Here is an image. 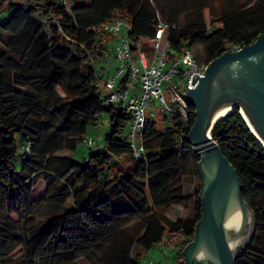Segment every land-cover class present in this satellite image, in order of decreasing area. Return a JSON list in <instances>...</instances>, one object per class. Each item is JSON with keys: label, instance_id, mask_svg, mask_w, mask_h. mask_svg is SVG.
Segmentation results:
<instances>
[{"label": "trees", "instance_id": "16d2710c", "mask_svg": "<svg viewBox=\"0 0 264 264\" xmlns=\"http://www.w3.org/2000/svg\"><path fill=\"white\" fill-rule=\"evenodd\" d=\"M115 19L130 26L132 50L150 54L162 20L170 59L200 46L191 53L208 64L264 34V0H0V264H140L160 243L184 264L202 216L199 156L186 139L194 108L147 119L133 150L130 110L99 84L97 63L114 39L102 25ZM102 114L107 131L88 135ZM211 137L256 222L236 264H264V146L238 107Z\"/></svg>", "mask_w": 264, "mask_h": 264}, {"label": "water", "instance_id": "95a60500", "mask_svg": "<svg viewBox=\"0 0 264 264\" xmlns=\"http://www.w3.org/2000/svg\"><path fill=\"white\" fill-rule=\"evenodd\" d=\"M191 84L184 97L194 108V123L186 139L199 156L202 216L182 251L184 264H236L256 222L242 198L238 176L211 131L220 118L238 107L252 134L259 141L256 132L264 142V34L211 60L202 76L192 77Z\"/></svg>", "mask_w": 264, "mask_h": 264}, {"label": "built area", "instance_id": "2783aa9c", "mask_svg": "<svg viewBox=\"0 0 264 264\" xmlns=\"http://www.w3.org/2000/svg\"><path fill=\"white\" fill-rule=\"evenodd\" d=\"M102 28L116 39L113 53L117 67L112 77L99 84L109 93L107 101L124 102L130 110L132 118L128 127V138L131 147L137 153L141 148L136 142L145 121L155 118L157 114L156 111L151 110L146 116V107L152 108L153 105H158L159 112L163 114L179 113L186 118L188 102L184 94L188 87L194 86L191 84L192 77L203 75L206 64L198 62L187 49H183L170 59L168 56L170 47L165 40L167 24L162 20H158L154 37L149 41L150 54L139 48L131 49L127 39L130 26L126 22L115 19L103 24ZM126 69L129 71L130 87L118 89L117 83ZM165 90L169 94V99L164 94ZM85 143L92 145L94 140L89 138Z\"/></svg>", "mask_w": 264, "mask_h": 264}, {"label": "rangeland", "instance_id": "374dc122", "mask_svg": "<svg viewBox=\"0 0 264 264\" xmlns=\"http://www.w3.org/2000/svg\"><path fill=\"white\" fill-rule=\"evenodd\" d=\"M205 18L207 21L208 20L207 14H205ZM115 43H116V39L114 37V39H112L108 43L109 51L106 53L105 59L97 63L98 68L100 67L104 68L101 73L103 80H106L107 77H112L113 74L116 72L117 62L113 54V48ZM190 50L195 56L201 54L200 46L193 47ZM179 90H181V87H179ZM102 91L104 93L106 92L104 88H102ZM164 94L166 98L169 99V94L166 90L164 91ZM151 110L157 112L154 120L157 121L159 118L163 116V113L159 112L158 110V105H153L152 108L147 106L145 109L146 116H148V112H150ZM108 118H109L108 114H102L100 116L99 123L96 125V127L93 126L89 128V130H91L92 133H89L88 135L99 134L102 137L104 133L107 131ZM101 145H102V139L98 142L97 146L100 147ZM86 152H87V148L85 142H83L77 147L75 157L80 159L84 154H86ZM42 189H43V185L42 182L39 180L35 186L34 195L39 196L42 193ZM179 212L180 210L175 207L168 208L166 210V214L171 218L177 216ZM173 257H174V250L171 247L164 246L162 243H160L142 253L140 258V264H148L149 262L159 263V264H176Z\"/></svg>", "mask_w": 264, "mask_h": 264}, {"label": "bare ground", "instance_id": "6f19581e", "mask_svg": "<svg viewBox=\"0 0 264 264\" xmlns=\"http://www.w3.org/2000/svg\"><path fill=\"white\" fill-rule=\"evenodd\" d=\"M232 106H229V107H226V108H223L222 110H224V109H230ZM222 110H220V111H222ZM220 111H218V112H216V113H214L215 115L216 114H218ZM213 114V115H214ZM251 128L253 129V127L251 126ZM254 130V129H253ZM254 132V131H253ZM255 133V135H256V137L259 139V141L262 143V145L264 146V142L259 138V136L256 134V132H254Z\"/></svg>", "mask_w": 264, "mask_h": 264}]
</instances>
